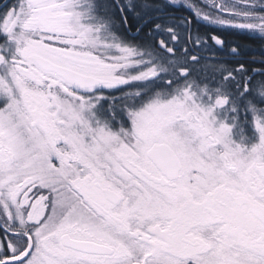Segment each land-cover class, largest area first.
<instances>
[{"label":"snow or ice","instance_id":"1","mask_svg":"<svg viewBox=\"0 0 264 264\" xmlns=\"http://www.w3.org/2000/svg\"><path fill=\"white\" fill-rule=\"evenodd\" d=\"M0 264H264V0H0Z\"/></svg>","mask_w":264,"mask_h":264},{"label":"trees","instance_id":"2","mask_svg":"<svg viewBox=\"0 0 264 264\" xmlns=\"http://www.w3.org/2000/svg\"><path fill=\"white\" fill-rule=\"evenodd\" d=\"M176 15L188 16L189 13L187 11H185L184 9H180L179 11H177ZM206 31H208L207 27L201 26V33H204ZM217 34H220V33H217ZM223 35L229 40H234V41H237V42L242 43V44L250 45L249 52H248L249 58H257L258 59L261 56V52H260L259 48L256 45L252 44V42L249 41L244 35L236 34V33H232V32H227V33H224ZM254 67H258V65H254Z\"/></svg>","mask_w":264,"mask_h":264}]
</instances>
